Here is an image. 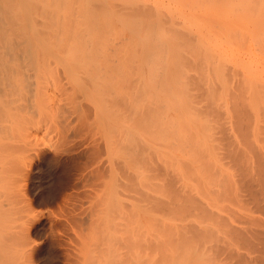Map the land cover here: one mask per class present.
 <instances>
[{
  "label": "bare ground",
  "instance_id": "obj_1",
  "mask_svg": "<svg viewBox=\"0 0 264 264\" xmlns=\"http://www.w3.org/2000/svg\"><path fill=\"white\" fill-rule=\"evenodd\" d=\"M4 1L5 0H0V178H2V181L5 180L6 183L3 181L2 184L0 180V206L2 205L0 209L2 215H0V222L2 223H0V225H2L0 226V230L3 229L2 233L4 232L2 235L0 231V242L2 240L6 242H1L3 245H0V252L2 251L1 249H3L1 246L4 247L6 245L5 247L7 248L8 246L14 253L4 247L8 252L3 250L1 254L2 256H6L4 259H7V262H4L5 260L2 259L3 257L0 254L2 259L0 260V264L2 262L3 264H9L12 258L13 260L15 258L19 259V256L22 255L24 258V254H30L29 251L32 250H27L28 244L23 248V244H25L24 239L22 240L23 243L21 242L20 244L18 240L19 236L16 237L15 235L17 229L13 227H17L20 230V227L23 225L19 224L20 222L17 223V219L20 218H10L8 216V212L10 211L11 213V210H8V206L11 209L14 208L16 204L18 209L19 204V208H22L21 202L23 200L25 201V199L22 200L20 198L21 196L19 195L22 194L19 193V191L22 192L23 189L21 191L19 188L20 184H17V188L15 182L21 179L20 177L22 175H18L20 172L29 171L25 169L26 166L24 161H22L23 163L21 162V156L18 157L20 154L16 156V153H19L17 150L21 147L23 149L27 148L24 144H28L27 146H29V149L31 147L33 150V148L39 146V143L43 142L37 141L39 142H36L38 146L36 143H34V145L32 143L36 141L35 139L39 135H36V138L32 136V133L35 134V132H33L35 130L33 129L39 123V121L37 123L36 119L38 120L40 117V124H42L44 120H47V118L43 119L40 110L44 108L41 112L44 111L49 105H42L41 101L44 103L48 101L51 92L56 91V86L59 85V82L66 84V82L68 83L69 81H76L74 85L71 82V85L69 83L66 84L67 87L70 85V89L76 86L73 92L83 89L81 93L85 94V92H88L86 89L90 88L89 90L93 89L92 91L94 92V94L92 91L89 92L90 94L92 93L91 98L93 97L94 99L95 96L100 95V97L97 96L98 98L95 97L94 100L90 99V104L84 101L87 105L89 104L92 106L94 104H92L93 101L98 102L97 100L103 97L105 100L101 98V101L105 104H109L110 107L115 103V107H112V109L121 113L127 112L126 114L124 113V116L122 115L123 119L121 118L125 123L120 119V121L126 125H123L125 126V130L123 131L122 129L123 132L121 133L117 131L118 134L124 135V140L121 142V146L123 145L121 150H119L118 147V152H123L124 159L117 165L120 169V178H117L119 179L117 186L122 188L120 190H122L123 195L126 196L128 200L124 198L125 201L121 202L122 204L120 203L122 206L121 214H123H120L122 216L119 218L120 221L118 222V219H114L117 223L111 222L113 225H110L111 229H109L110 227L108 229L106 228L111 231L105 230L106 233L109 232V234H107V236L105 235V239H101L104 241L103 246L101 243H99L101 245L96 243L99 250L94 248L96 244L93 245V247L90 246L89 249L94 248V250L92 249L89 256H87L88 253L85 254L86 251H83L86 250V247L90 244L89 243L84 249V243L89 242L87 241L89 235L88 237L86 236L87 238L85 239L82 238L83 242L84 240L86 242H82L84 250L81 248L80 252L76 249L78 246L75 248L76 245L70 242L75 245L73 251H77L79 254L74 252L76 254H74L75 256L70 255L72 249L67 248V252L70 253L68 254L66 252L67 261L71 259L70 261H72V263L76 261L77 264H264V59L262 58V63L250 59L251 61L249 60V63L243 64L244 58H247L248 53L254 54L253 52L255 50L253 51L252 45H255L257 48V45L264 44V36H258V32H264V0H168L167 3L165 0H63V3H66V7L69 9L67 8L68 12L65 11L66 9L60 10L61 12H59V16L56 18L57 21L60 20V26H58V24L55 25L56 21H48V19L52 15V8L54 7L52 5L62 2V0H45V3H43V0H35L39 3L42 2L40 6H38L39 3L37 4L35 2L37 5L36 7L33 3L34 0H13L12 2L6 3V8L9 7L11 10L5 8L4 4L6 1ZM12 3H14V5H12ZM76 3L80 6H77ZM33 5L37 10L34 9ZM41 6L44 7L42 11L39 10ZM100 6L104 9L110 7L109 9H111L110 11L112 12L111 15L114 13V16H110L109 19H111V17H116L115 14L123 12L116 17L119 21L116 18H114V20L116 19L115 21L121 24L122 27H120L124 28V32L127 30L126 34L121 32L123 35L118 33L117 36L112 38L109 34L112 32L113 27V30L116 29L118 24L114 20L111 21L108 19L106 21L107 17L104 14L101 18L104 19V23L100 21L98 28L93 26L95 29L92 27L87 28L85 32L86 26L90 25L93 20L92 14H94V11L100 10ZM13 10L14 12H12ZM15 10L18 16L14 15ZM119 10L121 12L117 13ZM86 16L90 17L86 18ZM106 22H115L117 25L115 23L107 24ZM28 24H30V27ZM23 27L28 30L25 29L22 31ZM99 28L104 30L106 37L104 34L103 38L101 37V33L98 32ZM92 31H97V34L99 33L98 36L100 37H95L97 41L95 38V41L92 40L93 36L88 34V32ZM19 32L35 33L19 34ZM58 32H64V35ZM66 32L70 34L68 35ZM84 33H87L89 37H87V34V36H85ZM80 34L82 38H77L78 40H75V36L81 37ZM108 36L111 37V40L108 39ZM116 37L118 40L115 39ZM126 39L128 40L123 42ZM240 42H246L249 47L243 48L244 44H239ZM233 45L242 46L241 48L239 46H237L238 48L236 46L233 48ZM261 47H264V45H261ZM122 48L125 50H122L121 53L119 52L120 55L119 53L116 55L117 58L121 60L124 54L123 59L121 61L117 59L116 61L114 52H118V50L120 51ZM251 49L253 52L250 51ZM118 55H122L121 58L118 57ZM112 62H118V65L120 63L124 65V72H121L122 70H118V68L115 71ZM98 64L99 66L101 65V69L102 67L104 68V70L102 69L103 71L100 70V72H98L100 69ZM95 65H97V67ZM121 68L124 69L123 66H121ZM47 71H50V74ZM117 71H119V74L116 73ZM261 71L263 75L259 74ZM45 73H48L50 78L47 75L45 76ZM120 73L121 76H119ZM32 76L35 77L31 78ZM43 76H45V78L48 77L47 80L51 79V82L53 81L52 79H54V82L56 84L58 83V85L52 83L53 86H51L54 88H50H52L53 91L51 89V92L47 90L50 92V94L47 93V95L44 93L46 89H49L47 87L50 82L49 84L48 82L45 83V78ZM73 76H77L81 79L75 77L78 79L77 81ZM106 76H108L109 79L106 78ZM115 76L119 77V80L121 79V82L118 81V83L120 82L122 84H117L119 85L118 87L123 85L127 92L122 91L124 89L120 88L121 93L120 89L115 86L116 84L111 86L112 88L115 87L111 89L113 92L108 89V86H105L107 83L109 86L114 83L113 80H116ZM29 78L32 80V86L30 84V87L28 84ZM105 78L109 80V82H111V78L112 82L109 83L107 81V83H104L106 80ZM23 79H26V82ZM40 79L43 80L44 83ZM100 79H103V82H97V80L99 81ZM22 80L24 82H22ZM21 82L23 84L26 83V86H28L30 90L25 89V85L21 87ZM39 83L48 86L44 88L43 85L40 86ZM115 83H117V81H115ZM102 84L108 87L105 91L110 90L109 92L111 94L115 93L118 95V92H120L121 94H119V96L122 97V102L116 98V100L113 99V96L112 99L114 102H112L113 100L108 98L109 95H107V93L105 94L104 86L102 90ZM90 85H94L95 87H89ZM61 86H58V88L62 89ZM23 87L24 89H22ZM33 87H35V89ZM96 87L98 89H96ZM15 88L20 91L23 90L22 92H24V94L19 90V94H17L16 92L18 91H16ZM116 88L119 90H116ZM28 91H33L31 95L33 94L34 100H39L38 103H35V101L33 104V99L31 100V95ZM68 92L70 93V91ZM15 93L18 95V98ZM27 93L30 96H27ZM13 94L16 98L13 97ZM52 94H54V92ZM19 95L23 98L21 99L20 97V100L17 101ZM40 95L45 96L42 97L43 99H46L48 96L47 100L43 101V99H39V97H41ZM86 95L87 94L84 96H89V99L90 95ZM27 97H30L31 103H29L30 101ZM51 97H53V95L50 96V98ZM58 97L56 98L58 99ZM123 98H125V100ZM49 100L51 101L47 103L53 102V104H50L51 108L49 107L52 110L46 108L45 113L50 110V113L53 115L55 112L56 115H54L57 117L59 114H57V111L59 112L62 107H60L61 105L59 102L56 103V101H54L55 98ZM91 100L93 101L91 102ZM20 101L22 103H20ZM24 101L29 103V105L26 103L24 104ZM15 102H19L18 104H20V106ZM61 103L63 104V102ZM85 103L84 105L88 107L89 111L95 106L91 108V106H87ZM30 104H33L32 107ZM75 104L77 105V103ZM95 104L98 106L97 103ZM41 105L44 107H41ZM55 105L60 108H56ZM81 105L79 104V106ZM85 106L81 108L84 109ZM30 107L31 109L36 108L37 110H30ZM52 107L55 108L56 111H54ZM33 110H36L34 111L36 113L33 114ZM115 110H113L114 113ZM17 112H20V115H17ZM21 112L24 113L23 116L25 112H28L27 115L31 112L30 115L32 114V118L26 115L27 118L24 117L28 120L30 118H35L34 120L36 123L34 120L30 122L24 118L26 122L28 121V123H31H26L27 125L24 124L25 120L22 121L23 116ZM87 112L88 111H85V113ZM50 113L44 116H48V119H51V117L54 118L55 116H51ZM116 114L119 113L116 112L114 116ZM17 116L22 117L20 119L19 117L17 118ZM115 117L118 118L117 116ZM16 120L19 121L16 122V124H20L17 125L20 126L19 128H17V126L14 127L16 124L13 126V122L15 123ZM116 120H119V118ZM21 124L26 125V127H24L25 132L23 131L25 135L24 138L22 135L23 140H20L21 142L18 144L21 145L23 142L24 144L21 146L17 144L18 146L16 149V146H14L16 140L14 142V139L22 133L19 132V129L21 130L22 128ZM40 124H38L37 127L41 126ZM28 125L33 127L29 128L31 126ZM27 127L28 130H26ZM9 128L13 129H11L13 133ZM14 129H16L18 134H16V137L13 135L16 133ZM29 129L33 130L31 131L32 133H29V135L31 134L30 136H32V142L29 141L31 139L27 133L30 131ZM36 130L38 131V129ZM11 135L15 138L13 139ZM42 135L45 136V134ZM91 135L90 133V136ZM115 136H117L116 132L113 138H115ZM117 137L114 143H116L117 140L119 141ZM105 138L106 137H104V139ZM24 139H27L28 143H26ZM47 139L49 140L48 137ZM98 139L99 138H97V140ZM94 140L97 142L96 139ZM12 141V147L15 148V151H13L14 149L12 148L14 153H10L11 150H8V153H10L8 154L5 150L10 148L9 145L12 144ZM29 142L32 144L29 145ZM106 146L108 145L106 144ZM111 147L110 149L113 150V147ZM102 148L100 150H102ZM37 149L39 150L41 148ZM25 151L26 150H24V153ZM115 151H117L116 148ZM21 152L24 155L23 151ZM27 152H30V150ZM33 152L35 153V150ZM36 152L38 153V151ZM44 152L45 149L43 150V153ZM9 155L12 156L10 157ZM35 155L38 156L40 153ZM8 156L12 160L14 159V162L16 159H20L19 161L21 163L18 161L12 163V160ZM25 158H27V155ZM6 159L9 166L12 163L15 167L18 163L17 165L19 166L16 165V169L18 168L17 175L19 177L16 175V172L13 173L10 170L13 169L12 164V168L7 166L8 163L5 162ZM110 162L111 161H109V163ZM21 164L22 166H20ZM27 165L31 166L30 163ZM22 167L25 168L23 169ZM103 167L105 168L104 165ZM113 167L110 169L111 171L114 169ZM5 168L8 169L9 171H7L9 173L11 172V174H6L7 171L5 172ZM22 169L23 171H21ZM106 170H104L105 173ZM115 170L117 171V169ZM1 174H3V176ZM13 174L16 175L17 181L14 180V177L11 183ZM26 174H24V176ZM108 174L110 175V173ZM5 175L10 177L7 178L8 176ZM28 175L30 176L31 173ZM24 180H26L25 177ZM7 182L15 184L16 187L15 185H13V187L16 189L14 188V190L12 185ZM62 183L58 185L63 187ZM111 184L113 185V183ZM3 187L6 188V192ZM8 187H10V189ZM95 187H97V185ZM49 188L48 190H50ZM12 189L15 191V194L18 195L11 196L14 198L18 196L19 200L16 199L17 197L14 199L10 195L8 196L10 191V193L13 192ZM53 189L51 190L53 191ZM24 192L26 195V191L22 193ZM5 193H7V195ZM1 194L4 195V198ZM56 194L57 193H55V195ZM60 195H62V193ZM9 197L12 198L13 201L15 200L16 203L14 202L13 204V201L11 200V202ZM118 205L119 204H117V207ZM3 206H7L5 207L6 211H4V213L2 211V209L5 210ZM106 207L108 208V206ZM124 208L125 212L122 210ZM22 211H24V209H22ZM105 211L104 214L106 213ZM108 211H110V209ZM72 213L74 212L72 211ZM157 213L160 214L158 215ZM3 214H5L6 217H4L5 215L3 216ZM100 214H103L102 210ZM104 214L102 216H104ZM111 214H105L106 218ZM163 214L165 216L167 215L169 218L167 216L166 218ZM146 215H148V220L145 219ZM112 216H114V213ZM8 217L10 218L9 220L7 219ZM19 217H21V215ZM117 217L118 216H116V218ZM2 218L7 223H4ZM12 219L17 221H10ZM96 220L98 223L100 222L99 219ZM74 221L77 222L76 220H72V222ZM104 221L103 224H105ZM10 222H12V224ZM13 222L16 225L14 224V226H11ZM3 223L6 224L7 227L4 228L5 225L3 226ZM100 225L102 226L100 230H103V225L101 223ZM8 228L9 231L11 229L13 232H9ZM24 228L26 229V227ZM24 228L20 230L23 233L25 230ZM96 230H90L89 232L90 234L91 231L96 233ZM100 230L98 232H100ZM5 231L6 235H4ZM28 232H25L27 236ZM23 233L21 236H23ZM99 234L102 235V233ZM2 236L4 239L1 240ZM95 238L96 237H93L91 239ZM78 240L76 239V241ZM8 241H17L20 245L16 244V242L14 244V242L11 243ZM9 243L13 246H10ZM71 244L70 246H73ZM21 245L25 250L20 248ZM16 247L20 251H18ZM29 248L31 247L29 246ZM79 248L80 247H78V249ZM21 249L24 253L21 252ZM17 251L19 253L21 252V255H19ZM9 252H11V255H9ZM15 253L17 254L14 255ZM82 254L85 257L87 256L88 259L85 258V260H82L84 259ZM23 258L19 260L23 261ZM31 259L33 258L31 257ZM13 260L11 263H13ZM19 260L16 262L14 260L15 264H19L21 262ZM30 261L31 260L27 262ZM72 263L69 262L68 264Z\"/></svg>",
  "mask_w": 264,
  "mask_h": 264
},
{
  "label": "rangeland",
  "instance_id": "obj_2",
  "mask_svg": "<svg viewBox=\"0 0 264 264\" xmlns=\"http://www.w3.org/2000/svg\"><path fill=\"white\" fill-rule=\"evenodd\" d=\"M6 1V2H5ZM4 2H5V4H4V6H5V8L7 7L6 6V3H9V2H12L13 0H5ZM38 1H40V0H38ZM42 1V0H41ZM44 2L43 3H45V0H43ZM47 1V0H46ZM83 1V0H82ZM166 1V3L168 2V0H165ZM35 2L38 4L39 2H37V1H33V3L35 4ZM40 4H42V2L41 3H39L38 4V6H40ZM77 4V3H76ZM75 4V5H76ZM81 4V3H80ZM169 4V3H168ZM10 5V4H9ZM12 5H14V3H12ZM20 5H22V4H20ZM52 5V4H51ZM107 5V4H106ZM106 5H104V6H106ZM17 6H19V5H17ZM37 5L35 4V7H36ZM52 6H54L53 8H52V15H51V17L48 19V21H56V23H55V25H57L58 24V26H60L61 25V22H60V20H56V18H57V16H59V12H61L60 10H64V9H66L65 11L66 12H68V10H67V8L68 7H66V3L64 4L63 3V0H62V2H60V3H58V4H56V5H52ZM77 6H80L79 4H77ZM103 6V7H104ZM12 7V6H11ZM14 7H16V6H14ZM33 7H34V5H33ZM35 7H34V9H35ZM63 7V8H62ZM102 6H100V10L98 9V11H94V14H92V18H93V20H92V22H91V24L90 25H88V26H86V28H85V32H86V30H87V28H93V26L95 27V28H98V26L100 25V21H104V19H101L102 17H103V14L107 17V19H106V21L110 18V16H114L113 14L111 15V9H109L110 7H107V8H102ZM7 10H11L9 7L8 8H6ZM15 9V8H14ZM44 9V7L43 6H41L40 8H39V10L40 11H42ZM48 9H49V5H48ZM69 9V8H68ZM17 10H18V8H17ZM35 10H37V9H35ZM97 10V9H96ZM34 11V10H33ZM113 11V10H112ZM10 12V11H9ZM12 12H14V10L12 11ZM16 10H15V13H14V15H16ZM63 12V11H62ZM96 12V13H95ZM114 12V11H113ZM116 12V11H115ZM121 11L119 10L117 13H120ZM121 13H123V12H121ZM121 13L120 14H115L116 15V17H118L119 15H121ZM10 14H11V12H10ZM13 14V13H12ZM16 16H18V14L16 15ZM125 16V15H124ZM11 17V16H10ZM14 17V16H13ZM12 17V18H13ZM90 17V16H89ZM89 17H87L86 16V18H89ZM116 17H111V19H109V20H114V18H116ZM119 18H121V17H119ZM122 18H123V15H122ZM125 18H126V16H125ZM15 19H17V18H15ZM117 19V18H116ZM115 19V20H116ZM114 20V21H115ZM118 20V19H117ZM123 20H124V18H123ZM127 20V19H126ZM119 21V20H118ZM116 23H117V21H115ZM115 22H108V23H115ZM74 23V22H73ZM72 23V24H73ZM104 23V22H103ZM107 23V22H106ZM107 23V24H108ZM115 23V24H116ZM123 23V22H122ZM70 24V23H69ZM115 24H114V26H115ZM118 24V26H116V29L115 30H113L114 29V27H113V29H112V32H110L109 30V32H110V36L113 38V37H115V36H117L118 35V33H121V32H124V28H121L122 26H121V24L120 23H117ZM116 24V25H117ZM19 25V24H18ZM30 24H28V26H29ZM21 26V25H20ZM20 26H19V28H20ZM121 26V27H120ZM123 26H125V25H123ZM128 26V25H127ZM127 26H126V29H127ZM30 27V26H29ZM70 27H71V24H70ZM69 27V28H70ZM95 28H93V29H95ZM26 28H22V31H24ZM30 29V28H29ZM93 29H90V30H93ZM110 29V30H111ZM26 30H28V29H26ZM90 30H88V31H90ZM97 30V29H96ZM99 31V33H101V37L103 38V34H104V36H105V32H104V30L103 29H98ZM122 30V31H121ZM21 31V30H20ZM101 31H103V32H101ZM126 32H127V30H125V32L123 33V34H126ZM35 32H19V34H34ZM50 33H54V32H50ZM57 33V32H56ZM59 33V32H58ZM64 33V32H63ZM62 32H60L59 34H63ZM68 35L70 34V33H68V32H66ZM99 33L97 34V31L95 32H88V34L89 35H92L93 36V39L92 40H94V38L95 37H100V36H98L99 35ZM108 33V32H107ZM129 33V32H128ZM48 34V33H47ZM67 34H65V35H67ZM78 34H79V32H78ZM81 34H82V32H81ZM80 34V35H81ZM85 34V33H84ZM87 34V33H86ZM85 34V36H87ZM122 34V33H121ZM121 34H120V36H121ZM122 34V35H123ZM64 35V34H63ZM89 35L87 36V37H89ZM264 36V32H258V36ZM84 36V35H83ZM110 36H108L107 38L108 39H110L111 40V37ZM119 36V37H120ZM106 37V36H105ZM104 37V39L106 40V38ZM77 38H82V35H81V37H79V36H75V40L77 39ZM91 38V37H90ZM130 38V37H129ZM128 38V39H129ZM116 40H118V38L116 37L115 38ZM128 39H126L125 41H123V42H126ZM78 40V39H77ZM91 40V39H90ZM95 40H96V38H95ZM94 40V41H95ZM99 40H101V39H99ZM97 41V40H96ZM244 44V45H247V46H244L243 45V48L245 47V48H248L249 47V45L248 44H246V42L244 43V42H240L239 44ZM249 43V42H248ZM44 44V43H43ZM259 44V43H258ZM261 45H264L263 43L262 44H260V45H257L258 47V49H263V51H262V49L261 50H258L257 48H256V46L255 45H252V47H253V51H252V49L250 50V51H252L254 54L252 55V53H248V55H247V58L245 57L244 58V61H243V64L244 63H249L248 61L250 60V59H253L255 62H257V61H260V63H262V58L264 59V47H261ZM234 46V45H233ZM236 47L237 46H239L240 48H241V46L242 45H235ZM235 46L233 47V48H235ZM227 47H229V46H227ZM238 48V47H237ZM256 48V49H255ZM122 50H125V49H121L120 51L118 50V52H114L115 53V55L117 54V53H121L122 52ZM245 50V49H244ZM246 51H248V50H246ZM120 53H119V55H120ZM123 53H124V51H123ZM118 55V57H120L121 58V56H119ZM250 55V56H249ZM123 56H124V54H123ZM123 56H122V59H123ZM252 56V57H251ZM117 55H116V61H117ZM121 59V60H122ZM260 59V60H259ZM102 60V59H101ZM120 59H118V61H121ZM257 60V61H256ZM115 61V62H116ZM251 61V60H250ZM115 62H112L114 65H113V67H114V69H115V71H116V69L118 68V70H122L121 72H124L123 70H125V66L124 65H121V63L118 65V62L117 63H115ZM259 63V64H260ZM123 64V63H122ZM245 64V65H246ZM96 67H97V65H95ZM98 66H99V64H98ZM101 66V65H100ZM99 66V67H100ZM112 66V65H111ZM121 66H123L124 67V69L123 68H121ZM96 69V68H95ZM102 69L104 70V68L102 67ZM101 69V67H100V69H99V71L98 72H100V70H102ZM264 69V68H263ZM262 69V70H263ZM93 70V69H92ZM102 70V71H103ZM93 71H95V70H93ZM114 71V70H113ZM48 72V71H47ZM50 72V71H49ZM48 72V73H49ZM96 72V71H95ZM119 71H117L116 73H118ZM48 73L46 74L45 73V76L47 75L48 76ZM79 73V72H78ZM50 74V73H49ZM76 74V73H75ZM74 74V75H75ZM81 74V73H80ZM82 74H84V73H82ZM119 74V73H118ZM259 74L260 75H263V73H262V71L261 72H259ZM43 75V74H42ZM42 75H41V77H42ZM45 76H43L44 78H45ZM82 76V75H81ZM103 76V75H102ZM101 76V77H102ZM117 76V75H116ZM115 76V81H117V83H115V81L113 80V82L114 83H112L110 86L109 85H107L108 83H107V81L109 82V80H107L106 78H108V76H106V82L104 81V83H107V84H105V86H108V87H105L103 84L101 85V88H102V90H103V86H104V92H105V94L107 93V95H109V97L108 98H111L112 99V96L114 97L113 99H118L119 101L121 100V102H122V97L121 96H119V94H121L122 92H121V89L123 88L124 89V86L123 85H121L120 87H118L120 84H122V83H120L121 82V79L119 80L118 78L119 77H116ZM119 76H121V73H120V75ZM33 77H35V76H32L31 78H33ZM49 77V76H48ZM47 77V78H48ZM71 77V76H70ZM74 77V76H73ZM75 77H77V76H75ZM74 77V78H75ZM83 77V76H82ZM105 77V76H104ZM26 78V77H25ZM28 78V77H27ZM31 78H29L30 80H28V84H29V87H30V84H31ZM38 78H40V77H38ZM47 78H45L44 80H45V83L46 82H48V84H49V82H50V84H49V86L48 85H46V84H42L43 85V87L45 88L46 86H48L47 88H49V89H46V92L44 93L45 95H47V93H49L50 94V92H51V90L53 91V89L52 88H54V87H52L53 85H52V83H55L54 82V79H52L53 81L51 82L50 80H47ZM50 78V77H49ZM52 78V77H51ZM78 78V77H77ZM111 78H113V77H111ZM110 78V81L112 82V79ZM35 79V78H34ZM43 79V78H42ZM73 79V78H72ZM78 79H81V78H78ZM78 79H76L75 78V80H77L78 81ZM97 79V78H96ZM99 79V78H98ZM109 79V78H108ZM114 79V78H113ZM24 80V79H23ZM22 80V82H26V79L23 81ZM41 80V79H40ZM47 80V81H46ZM69 80H70V78H69ZM21 81V80H20ZM19 81V82H20ZM41 81H43V80H41ZM57 82H59L58 80H56ZM64 81V80H63ZM100 81H102L103 82V79H100L99 81L97 80V82H100ZM118 81H120L119 83H118ZM21 82V83H22ZM34 82V81H33ZM70 82L71 81H69L68 83L70 84ZM76 82V81H75ZM75 82H71V83H73V85L75 84ZM111 82H109V83H111ZM17 83H18V80H17ZM43 83H44V81H43ZM64 83H65V81H64ZM67 82H66V84H68ZM101 83V82H100ZM27 84V85H28ZM56 84V83H55ZM61 84H62V86H61ZM66 84H63V82H59V85H58V83L56 84V85H58V86H61V88L62 89H60V88H58V86H56V91H53L54 92V94H52L53 92H51V94L53 95V97H51V98H55V100L54 101H56V103L57 102H59V104L61 105L60 107H62V108H60V107H57L56 105V108H60V111L58 112L57 111V114L59 113H61L60 115L58 114L57 115V117L55 116L56 114H55V112H54V118L53 117H51V119H48V116H44L45 114L46 115H48L47 113H50V110H52V109H50L51 108V106H50V104H53V102L51 103H47L48 101H51V100H49V99H51L50 98V96H52L51 94H50V96H49V98H48V96L46 97V99L44 100L42 97H45V96H42V95H40L41 97H39V99L41 98V100L43 99V101H46L47 100V98H48V101H46L45 103L44 102H42L41 101V103H42V105H45V106H48L49 105V107H46V108H49L50 110L49 111H47L46 113H45V110H46V108H45V110L44 111H42L41 112V110L42 109H44V108H41V110H40V113L43 115V119L45 118H47V120H44V122H43V119H42V124H40V117H39V119L37 120L36 119V121H37V123H38V121H39V123L38 124H40L41 126H39V127H41V128H39V127H37V125H36V127L33 129V130H35V131H33L32 129L29 131V132H27L28 133V135H29V133L31 132V131H33V132H35V134L34 133H32L33 135L32 136H34L35 138H36V135H38L37 136V138L35 139L36 141H34V142H32V136H28L31 140H29L30 142H32L33 143V145H34V143H36L37 141H39V142H41V141H43V142H41V143H39V142H37V143H39V146H38V144H37V148H41V149H37L36 147L35 148H33V150L31 149V147H30V149H29V146H27L26 144H24V142L23 143H21V145L22 144H24L27 148H25V149H23L22 147L21 148H19L21 145L20 144H18V143H20L21 141L20 140H23V138H24V135H25V128L24 127H26V125L27 124H31L30 122H32V120H34L35 118H33V119H31L32 117H31V115H30V113L32 112H30L28 115H27V113L28 112H25V115L27 116V117H31L29 120L28 119H26L24 116H23V114L24 113H22V116H17V118L19 117L20 119H21V117H22V121L23 120H28V121H30L29 123H28V121L26 122V120L24 121V122H22V123H24V124H26V125H24V124H21L22 125V128H21V130L19 129V132L21 133V137L17 134V132H16V129H14L15 131L14 132H16V133H14L13 135H15V137H16V134L20 137H16L17 139H19V140H17L15 137H13L12 135V137H13V139H14V142H15V140H16V142H15V144H14V146H16V149H17V146L18 145H20L18 148V150L17 151H19V153L17 154L16 152V156L17 155H19L18 157H20V159H21V162L22 161H24V163H25V166H26V168L25 167H22L23 169L25 168L26 170H29L28 172H20V170H19V172L21 173H17L18 172V168L16 169V167L17 166H19V165H15V167L13 166L14 164H12V163H16V161H18V162H20L18 159H16L15 160V162L12 160V167H13V169H10V168H8L7 166H9V163H8V161H7V159H6V161L5 162H7L8 164H7V168L8 169H10L13 173L14 172H16V175L18 174V175H22L20 178L21 179H19L18 180V182H15L16 183V185L18 184H20L19 185V188L21 189V191H22V189H23V191H26V195H25V192L24 193H22V192H20L19 191V193H21L22 195H19V196H21L20 198L23 200V199H25V201L23 200H21L22 202H21V207L22 208H19L20 207V205L18 204V209H17V206H16V204H15V206H14V208H9V206H8V210H11V213H13V214H11L10 213V211L8 212V214H7V212H6V214L10 217V218H20L21 220H22V222H21V220L20 219H17V220H15V219H12V220H10V221H13V220H15V221H17V223L18 222H20L19 224H23L22 225V227H20V230L22 229V228H24V227H26V229L24 230V233L22 232V231H20L17 227H13V228H15V229H17L15 232V235H16V237L17 236H19V239L18 238H16V239H18L19 241H20V244H21V242H22V240L24 239V242H25V244H23L24 246H23V248H25V246L28 244L31 248H29V246H27V250H30V249H32V250H30L29 251V253L30 254H24V258H23V255L22 256H19V255H21L20 253L21 252H23L24 253V251L23 250H25V249H23L22 248V245H21V247L20 248H22L21 250V252L19 253L18 251H20V250H18L17 249V247H16V249L18 250L17 251V253L19 254V255H17V256H19L20 258L19 259H22L23 258V261H21V260H19L18 258H15L14 260H15V262L16 261H21L20 263L22 264H68L69 262L70 263H72V261H70L71 259L70 258H68V259H70V260H68L67 261V251H68V249H72V252H73V254H72V252L71 251H69V252H71V254L70 253H68V254H70V255H74L75 253L76 254H79V253H77V251H73V248H74V246H75V248L78 246V247H80L79 249H78V247L76 248L77 250H79L78 252H80V250H81V248L83 249V246H84V249H85V247L88 245V247H86V250H82L83 252H85V254H87V256H89V253H90V251L93 249L94 250V248H97L98 250H99V248H98V245H101L102 244V246H103V242L104 241H102L101 239L102 238H104L105 239V237L107 236V234H109V232L111 231H109V230H107L109 227H110V225H112L111 224V222H116L117 223V221L119 222L120 220H119V218H120V216L121 215H123V214H121V202H124L125 201V199L126 200H128L127 199V197L126 196H124L123 195V192H122V190H120V189H122V188H119L118 186H117V184H118V180L119 179H117V178H120V169H119V167L117 166L118 165V163H120V162H122L123 161V159H124V155H123V152L121 151H119L118 152V147H119V150H121V148H122V146H121V142H122V140H124V138H123V136L121 135V134H118V132L119 133H121V132H123L124 130H125V124H123V123H125L122 119H123V116L127 113H125V112H123V113H121V112H118L117 110H115V109H112V107H115V103L114 104H112V107H110V105L109 104H105V103H103V101H101L102 99L101 98H103V97H101V98H99L98 100H97V98L98 97H100V95L97 97V96H95V97H97L96 98V100L98 101V102H94L93 100L95 99V97H94V99H93V97L91 98V94L89 93V92H91L92 90H89L88 88L86 89V91H88V92H85V94H87L86 96H88V95H90V98L88 99V97H85L84 95V93H81L82 92V90H77V92L79 91L80 92V94H79V92L77 93L76 91H74L73 92V90L76 88V86H75V88H71L72 89V92H71V89H70V85H68L69 87H67V85ZM93 84V83H92ZM95 84H96V80H95ZM94 84V85H95ZM99 84V83H98ZM113 84H116L115 86L116 87H118L119 89H120V92H118L119 94L118 95H116L115 93H110L109 91L111 90V89H114V88H112L111 86L113 85ZM117 84H119V85H117ZM16 86H18L17 84H15ZM20 85V84H19ZM22 85H25L26 86V83L25 84H21L20 86L22 87ZM39 85L40 86H42L40 83H39ZM52 85V86H51ZM66 85V86H65ZM94 85H92L93 87H95ZM31 86H32V84H31ZM34 86V85H33ZM91 85L89 86V87H92ZM96 86H98V85H96ZM26 87H28V86H26ZM25 87V89H28V90H30V88L28 87V88H26ZM50 87H52V88H50ZM71 87H74V86H71ZM92 87V88H93ZM20 88V87H19ZM34 89H35V87H33ZM68 88V89H67ZM107 88L108 89H110L109 91H105V90H107ZM118 88H116V90H119ZM16 89V88H15ZM22 89H24V87L22 88ZM51 89V90H50ZM78 89V88H77ZM85 89V88H84ZM95 89V88H94ZM96 89H98L97 87H96ZM96 89H95V91H96ZM100 89V88H99ZM19 90V89H18ZM17 89H16V91H18ZM47 90H49L50 92H48ZM70 91V93L68 92V91ZM115 90V91H116ZM126 90V88L124 89V90H122V91H124V92H127V91H125ZM16 91H14V92H16ZM20 91V90H19ZM19 91L18 92H16L17 94H19ZM23 91V90H22ZM22 91H20V92H22ZM33 91H35V90H33ZM33 91H31V92H33ZM97 91H99V90H97ZM101 91V90H100ZM112 91V90H111ZM26 92H27V90H26ZM29 92V91H28ZM31 92H29L30 93V95H31ZM76 92V93H75ZM93 92V91H92ZM102 92V91H101ZM104 92H102V93H104ZM113 92V91H112ZM154 92V91H153ZM15 93V95H16V97L18 98V95ZM89 93V94H88ZM101 93V94H102ZM21 94V93H20ZM22 94H24V92H22ZM35 94H36V92H35ZM48 94V95H49ZM56 94V95H55ZM93 94H94V92H93ZM97 94H99V93H97ZM128 94V93H127ZM150 94H151V92H150ZM153 94V93H152ZM27 96H30V95H28V93L26 94ZM59 97H58V96ZM96 95V94H95ZM104 95V94H103ZM126 95V94H125ZM25 96V95H24ZM127 96V95H126ZM13 97H15L14 96V94H13ZM15 97V98H16ZM20 95H19V99L17 100V101H19L20 100ZM31 97V100L33 99V94L30 96ZM30 97H27L28 98V100L30 101H28L29 103H31V100H30ZM35 97H36V95H35ZM56 97H58V99L56 98ZM123 97H124V95H123ZM23 97H21V99H22ZM25 98H26V96H25ZM24 98V99H25ZM80 98V99H79ZM74 99H76V100H74ZM90 99H93V100H91V102H92V106H96V104L95 103H97V105L98 106H94L93 108H92V106L91 105H89L90 103ZM112 99V100H113ZM115 99V100H116ZM124 100H125V98H123ZM15 100V99H14ZM26 100V99H25ZM53 100V99H52ZM57 100H59V101H57ZM75 101V102H73V101ZM103 100H105L104 98H103ZM110 100V99H109ZM16 101V100H15ZM16 101V102H17ZM21 101H23V100H21ZM20 101V103H22ZM36 101V102H35ZM71 101V102H70ZM83 101V102H82ZM87 102V103H89L88 105L89 106H91V110L89 111V109H88V107H86L85 105H84V103L85 102ZM107 101H108V99H107ZM111 101V100H110ZM15 102V103H16ZM33 104H34V102L35 103H38L39 102V100L37 101V99L36 100H34L33 99ZM61 102H63V104L61 103ZM73 102V103H72ZM112 102H114V100L112 101ZM19 103V102H18ZM18 103H16L17 105H19L20 106V104H18ZM26 102L24 101V104H25ZM29 103H26V104H28L29 105ZM40 103V104H41ZM70 103V104H69ZM75 103H77V105L75 104ZM87 103H85L86 105H87ZM110 103V102H109ZM33 104H30V106L32 107V105ZM58 104V105H59ZM66 104V105H65ZM74 104V105H73ZM79 104L81 105H83V106H85L86 107V110H85V107H84V109H82L83 108V106L81 105V106H79ZM111 104V103H110ZM41 105V107H44V106H42ZM87 105V106H88ZM114 105V106H113ZM34 106H36V105H34ZM33 106V107H34ZM53 106V105H52ZM64 106H65V109H64ZM73 106V107H72ZM117 106V105H116ZM31 107H30V110H32V109H36V108H32L31 109ZM40 107V106H39ZM79 107V108H78ZM82 107V108H81ZM53 108V107H52ZM97 109V111H96V109ZM40 109V108H39ZM54 109V111H56L55 110V108H53ZM57 109V110H58ZM65 111H64V110ZM79 109V110H78ZM82 109V110H81ZM29 110V111H30ZM37 110V109H36ZM36 110H33V114L34 113H36V112H34V111H36ZM62 110H63V112H62ZM81 110V111H80ZM88 111L87 113H85V111ZM94 110V111H93ZM113 110H115V113L117 112V113H119V114H116L115 116H117L118 118H119V120H116V119H118V118H116L115 116H114V111ZM83 111V112H82ZM95 111H96V113H95ZM52 112V111H51ZM92 112V113H91ZM39 113V114H40ZM45 113V114H44ZM83 113H85V114H83ZM125 113V114H124ZM20 115V112L18 113L17 112V115ZM39 114H37V115H39ZM51 114V116H53L52 115V113H50ZM63 114V115H62ZM62 115V116H61ZM87 117H86V116ZM123 115V116H122ZM36 116V115H35ZM40 116V115H39ZM95 116V117H94ZM16 117V116H15ZM37 117V116H36ZM25 118V119H24ZM49 118H50V116H49ZM57 118V119H56ZM79 118V119H78ZM122 118V119H121ZM19 119V120H20ZM54 119V120H53ZM120 119H121V121L123 122H121L120 121ZM21 121V120H20ZM35 121V120H34ZM36 121H35V123H36ZM47 121V122H46ZM53 121V122H52ZM16 122H19V121H15V123L13 122V126H14V124H16ZM45 122H46V124H45ZM47 124H48V126H47ZM91 124H92V126H91ZM17 125H20L19 123L18 124H16L14 127H16ZM24 125V126H23ZM34 125V124H33ZM123 125H125V126H123ZM12 126V127H13ZM28 126H31V125H28ZM44 126V127H43ZM13 127V128H14ZM20 126H17V128H19ZM33 126H31V127H29V128H32ZM47 127V128H46ZM10 130L12 129V128H9ZM23 129V130H22ZM36 129H38V131L36 130ZM45 129V130H44ZM122 129H123V131H122ZM13 130V129H12ZM11 130V131H12ZM26 130H28V127H27V129ZM41 130H43V131H41ZM90 130V131H89ZM92 130V131H91ZM24 131V132H23ZM118 131V132H117ZM40 132V133H39ZM92 132H94V133H92ZM95 132H97V133H95ZM115 132H116V134H117V136H115V138H113L114 137V135H115ZM9 133V132H8ZM12 133H13V131H12ZM24 133V134H23ZM37 133V134H36ZM90 133L92 134L91 136H90ZM10 134V133H9ZM42 134H45V136L44 135H42ZM122 134H124V133H122ZM22 135H23V138H22ZM41 135V136H40ZM95 137H94V136ZM96 135H97V137H96ZM100 135V136H99ZM108 135H109V137H110V139H109V137H108ZM99 136V137H98ZM121 136H122V138H121ZM45 137V138H44ZM47 137L49 138V140L47 139ZM92 137V138H91ZM104 137H106L105 139H104ZM116 137H117V139H119V141L117 140V142L116 143H114L115 142V140H116ZM11 138V137H10ZM22 138V139H21ZM26 138V137H25ZM42 140H41V139ZM89 138H90V140H89ZM97 138H99L98 140H97ZM121 138V139H120ZM12 139V138H11ZM28 139V138H27ZM25 140L24 139V141L26 142V143H28L27 141L28 140ZM33 139V140H34ZM39 139V140H38ZM94 139H96L97 140V142H95V140ZM102 139V140H101ZM104 139V140H103ZM108 139V140H107ZM44 140H46V141H44ZM92 140V141H91ZM100 140V141H99ZM107 140V141H106ZM113 140V141H112ZM11 141V140H10ZM19 141V142H18ZM88 141V142H87ZM105 141V142H104ZM108 141H109V143H108ZM29 142V145L30 144H32V143H30ZM47 142H50V143H47ZM52 142V143H51ZM94 142V143H93ZM101 144H100V143ZM103 142V143H102ZM46 143V144H45ZM89 143V144H88ZM97 143V144H96ZM108 145V146H106V144ZM120 143V144H119ZM18 144V145H17ZM41 144V145H40ZM52 144H54V145H52ZM100 144V145H99ZM110 144H111V146L113 147V150L112 149H110ZM115 144H118V145H115ZM11 145V146H10ZM9 145V147L10 148H8L7 150H5L7 153H8V150H11V152L10 153H12L13 151H15V148L14 147H12V145H13V141H12V144H10ZM24 145H23V147H24ZM104 145V146H103ZM50 146V147H49ZM57 148H56V147ZM107 147V149H106V147ZM47 147V148H46ZM96 147V148H95ZM98 147H100V148H98ZM103 147V148H102ZM111 147V148H112ZM12 148L14 149L13 151H12ZM43 148V149H42ZM54 148V149H53ZM102 148V150H100ZM115 148H116V150L117 151H115ZM22 149V150H21ZM45 149V152L43 153V150ZM23 151V153H24V150H26L25 151V153H24V155L22 154V152L21 151ZM30 150V152H27V151H29ZM35 150V153L33 152ZM41 150V151H40ZM55 150V151H54ZM36 151H38V153L36 152ZM40 151V152H39ZM4 153V152H3ZM10 153H8V154H10ZM14 153V152H13ZM32 153V154H31ZM33 153H34V156H33ZM40 153V155H38ZM43 153V154H42ZM48 153V154H47ZM51 153H52V155H51ZM116 153V154H115ZM119 153V154H118ZM7 154V155H8ZM35 154H37L38 156H36ZM44 154H46V155H44ZM56 154V155H55ZM2 155H4V154H2ZM26 155H27V158H25L26 157ZM30 155H32V156H30ZM41 156H43V157H41ZM46 156V157H45ZM14 157V156H13ZM31 157V158H30ZM33 157V158H32ZM37 157V158H36ZM16 158V157H15ZM22 158H24V159H26V160H24V159H22ZM9 159V160H10ZM28 159V160H27ZM32 159V160H31ZM39 159V160H38ZM46 159V160H45ZM48 159H49V161H48ZM52 159H54V160H52ZM101 159V160H100ZM32 161V163H31V161ZM58 160V161H57ZM27 161V162H26ZM30 161V162H29ZM43 161V162H42ZM51 162V163H48V162ZM105 161V162H104ZM109 161H111L110 163H109ZM20 162V163H21ZM104 164H103V163ZM113 162V163H112ZM116 162V163H115ZM19 163V164H20ZM23 163V162H22ZM30 163V165L31 166H29V165H27V164H29ZM46 163V164H45ZM103 164L104 166H105V168L103 167V165H101V164ZM106 163V164H105ZM109 163V164H108ZM113 165H112V164ZM115 163V164H114ZM11 164H10V166L9 167H11ZM53 164V165H52ZM56 164V165H55ZM109 165H110V167H109ZM5 166V165H4ZM20 166H22V164L20 165ZM23 166H24V164H23ZM114 166V167H113ZM11 167V168H12ZM114 168V169H112V171L110 170L111 168ZM28 168V169H27ZM37 168V169H36ZM104 168V169H103ZM6 169V168H5ZM8 169H6L5 170V172L8 170ZM16 169V170H15ZM20 169H21V167H20ZM23 169L21 170V171H23ZM41 169V170H40ZM102 169V170H101ZM107 169V170H106ZM115 169H117V171L115 170ZM119 169V170H118ZM13 170H15V171H13ZM26 170H24V171H26ZM33 170V171H32ZM104 170H106V173H105V171ZM110 170V171H109ZM9 171V170H8ZM6 172V174L7 173H9V172ZM56 171V172H55ZM113 171H115V172H113ZM119 171V172H118ZM110 173V175L108 174V173ZM112 172H113V174H112ZM27 173V174H26ZM31 173V177L28 175V174H30ZM102 173H104V174H102ZM115 173H116V175H115ZM3 174H5V173H3ZM3 174H1L2 176H3ZM9 174H11V172L9 173ZM24 174H26L25 176H24ZM107 174V175H106ZM15 174H13V176L11 177V183H12V181H13V178L16 176ZM17 175V176H18ZM117 176V177H115V176ZM1 176V177H2ZM5 176H8V175H5ZM25 177V179L26 180H24V177ZM27 176V177H26ZM10 176H8L7 178H9ZM19 177V176H18ZM23 177V178H22ZM28 177H30V178H28ZM6 178V179H7ZM2 178H0V180H1ZM5 179V178H4ZM17 178L15 177L14 178V180H16ZM60 179V180H59ZM40 180V181H39ZM53 180H54V182H53ZM103 180V181H102ZM2 181V180H1ZM0 181V182H1ZM4 181V183H6V181L5 180H3ZM3 181H2V184H3ZM9 181V180H8ZM17 181V180H16ZM24 181V182H23ZM10 182V181H9ZM9 182H7L8 184H10V185H12V187H13V185H15V184H11V183H9ZM63 182V183H62ZM159 182H161V181H159ZM14 183V182H13ZM40 183V184H39ZM63 184V187H60L58 184ZM111 183H113V185L111 184ZM115 183V184H114ZM161 183H163V182H161ZM42 184V185H41ZM51 184V185H50ZM53 184V185H52ZM57 184V185H56ZM1 185V184H0ZM5 185V184H4ZM16 185H15V187H16ZM18 185H17V188H18ZM45 185H46V187H45ZM97 185V187H95ZM111 185H112V187H111ZM25 186V187H24ZM52 186H53V188L56 190H54L53 188H52ZM66 186V187H65ZM110 186V187H109ZM114 186V187H113ZM158 186H160V185H158ZM6 187V186H5ZM11 187V186H10ZM10 187H8L9 189H10ZM15 187H13V189L15 188ZM22 187V188H21ZM50 187V188H49ZM7 188V187H6ZM6 188H4L3 187V189H5V192H6ZM48 188L50 189V190H48ZM111 188H112V190H111ZM1 189V188H0ZM8 189V190H9ZM12 189V190H13ZM16 189V188H15ZM14 189V190H15ZM43 189V190H42ZM51 189H53V191L51 190ZM65 189V190H64ZM110 189V190H109ZM161 189V188H160ZM13 190V194L12 193H8V196L10 195H12V196H14V195H18V194H15V191ZM17 190H19V189H17ZM1 191V190H0ZM121 191V192H120ZM8 192V191H7ZM17 192V191H16ZM54 192V193H53ZM60 192V193H59ZM113 192V193H112ZM1 193V192H0ZM52 193V194H51ZM55 193H59L58 194V196H57V194L55 195ZM62 193V195H60ZM6 195H7V193H5ZM49 194V195H48ZM2 195V194H1ZM23 195H24V197H23ZM115 195V196H114ZM117 195V196H116ZM3 196V198H4V195H2ZM8 196H7V198H8ZM11 196V197H12ZM17 197V198H16ZM15 198L16 199H18V196H16ZM64 197V198H63ZM7 198H6V200H7ZM12 198H14V197H12ZM12 198H10L9 197V200L11 201L12 200ZM14 198V199H15ZM28 198V199H27ZM62 198V199H61ZM113 198V199H112ZM114 198H115V200H114ZM125 198V199H124ZM1 199H2V197H1ZM42 199V200H41ZM121 199H124V200H121ZM19 200V199H18ZM46 200V201H45ZM60 200V201H59ZM113 200H114V202H113ZM10 201H8V202H10ZM13 201V200H12ZM11 201V202H12ZM28 201V202H27ZM31 201V202H30ZM62 201V202H61ZM63 201H64V203H63ZM109 201V202H108ZM118 201H119V203H118ZM1 202V201H0ZM4 202H5V199H4ZM10 202V203H11ZM14 202H15V200L13 201V204H14ZM25 202V203H24ZM30 202V203H29ZM48 202V203H47ZM111 202V203H110ZM6 203V202H5ZM16 203V202H15ZM66 203V204H65ZM107 203H109V204H107ZM114 205H113V204ZM121 203V204H120ZM3 204V203H2ZM12 204V205H13ZM27 204V205H26ZM30 204V205H29ZM105 204V205H104ZM107 204V205H106ZM117 204H119L118 205V207H117ZM6 205V204H5ZM8 205V204H7ZM10 205V204H9ZM11 205V206H12ZM23 205H26V206H23ZM29 205V206H28ZM32 205V206H31ZM2 206V205H1ZM1 206H0V209H1ZM105 206V207H104ZM106 206H108V208L106 207ZM4 207V206H3ZM2 207V208H3ZM5 207H7V206H5ZM4 207V209L5 210H3L2 209V211H3V213H4V211H6V208ZM24 207H26V208H24ZM29 207V208H28ZM82 207V208H81ZM97 207H99V208H97ZM102 207H104V208H102ZM125 207V206H124ZM92 208V209H91ZM94 208V209H93ZM96 208V209H95ZM109 210L110 209V211H108L107 209ZM112 208V209H111ZM118 208V209H117ZM22 209H24V211H22ZM74 209V210H73ZM79 209V210H78ZM115 211H114V210ZM18 210H19V212H18ZM75 210H77V211H75ZM97 210V211H96ZM101 210H102V213L104 214V211L106 212L105 214H111L112 212L114 213V216H112L113 215V213L111 214V215H109V217H110V219H109V217H107L106 218V216H105V214H104V216H102L103 214H100V212H101ZM123 210V212H125V208L124 209H122ZM72 211L74 212V213H72ZM100 211V212H99ZM108 211V212H107ZM119 213H118V212ZM128 211V210H127ZM169 211V210H168ZM23 212H24V216H23ZM31 212V213H30ZM92 212H93V214H92ZM94 212H95V214L97 215V212H98V215L96 216L95 214H94ZM111 212V213H110ZM17 213H19V214H17ZM28 213V214H27ZM76 213V214H75ZM81 215H80V214ZM118 213V214H117ZM14 214H16V215H18V216H16V215H14ZM34 216H33V215ZM74 214H75V216H74ZM90 214H92V215H90ZM116 214V215H115ZM121 214V215H120ZM125 214V213H124ZM158 215L160 214V213H157ZM157 214H156V216H157ZM0 215H1V210H0ZM5 214H3V216H4ZM11 215H13V216H11ZM21 215V217H19ZM26 215H27V217H26ZM71 215V216H70ZM90 215V216H89ZM95 216V218L96 219H99L100 220V222L98 223L97 222V220L94 218V216ZM2 216V215H1ZM0 216V217H1ZM108 216V215H107ZM116 216H118L117 218H116ZM163 216H165L164 214H163ZM167 216V215H166ZM165 216V217H166ZM4 217H6V215L4 216ZM7 218L8 220L10 219V218ZM25 217V218H24ZM31 217V218H30ZM34 217V218H33ZM99 217V218H98ZM101 217H102V219H103V221L105 222V224H103V221H102V219H101ZM112 217V218H111ZM115 217V218H114ZM122 217V216H121ZM168 217V216H167ZM166 217V218H167ZM72 218V219H71ZM106 218V219H105ZM164 218V217H163ZM165 218V219H166ZM169 218V217H168ZM171 218V217H170ZM93 219V220H92ZM94 219H95V221H94ZM114 219H118L117 221L116 220H114ZM145 219L146 220H148L149 218H148V215H146L145 216ZM2 220L4 221V223H7V222H5V220L2 218ZM20 220V221H19ZM72 220H76L77 222H72ZM91 220V221H90ZM98 220V221H99ZM106 220H107V222H106ZM112 220H114V221H112ZM25 221V222H24ZM102 221V222H101ZM68 222V223H67ZM110 222V223H109ZM1 223V222H0ZM3 223V226H4V228L5 227H7L6 226V224H4ZM11 224H12V222H10ZM72 223H74V224H72ZM80 223V224H79ZM93 223V224H92ZM98 223V224H97ZM100 223L103 225V230H100V229H102V226L100 225ZM2 224V223H1ZM14 222H13V225H11V226H14ZM18 224V225H19ZM106 224H107V226H106ZM8 225H10V224H8ZM16 225V224H15ZM17 225V226H18ZM27 225V226H26ZM29 225V226H28ZM71 225H74V226H71ZM78 225H79V227H78ZM90 225V226H89ZM94 225V226H93ZM97 225V226H96ZM0 226H2V225H0ZM68 226V227H67ZM76 226V227H75ZM92 226V227H91ZM113 226V225H112ZM9 227V226H8ZM72 227H73V229H72ZM1 228H3V227H1ZM30 228V229H29ZM79 230H78V229ZM80 228H82V229H80ZM89 228V229H88ZM93 228V229H92ZM107 228V229H106ZM28 229V230H27ZM65 229H66V231H65ZM68 229V230H67ZM97 229V230H96ZM109 229H111V227L109 228ZM6 230V229H5ZM36 232H35V231ZM76 230V231H75ZM78 230V231H77ZM82 230V231H81ZM90 230H92V231H94V230H96V233L95 232H92L91 231V234H90ZM100 230V232H98ZM105 230H107V231H109L108 233H106V231ZM1 231V234L3 235V233H2V231H3V229H1L0 230ZM8 231H9V228H8ZM10 231H12L11 229H10ZM9 231V232H10ZM20 232V234H19V232ZM29 231V232H28ZM34 231V232H33ZM74 231V232H73ZM88 231V232H87ZM102 231V232H101ZM104 231H105V233H104ZM8 232V233H9ZM13 232V231H12ZM17 232H18V234H17ZM28 232V236H29V234H30V236L28 237L27 235H26V233ZM45 232V233H44ZM68 232V233H67ZM69 232H71V233H69ZM76 232V233H75ZM22 233H23V236H21L22 235ZM47 233H49V234H47ZM92 233H93V235H92ZM99 233H102V235L101 234H99ZM25 234V235H24ZM47 234V235H46ZM70 234H71V236H70ZM77 234V235H76ZM4 235H6V231H5V234ZM69 235V236H68ZM75 235V236H74ZM88 235H89V238H87L88 237ZM106 235V236H105ZM81 236V237H80ZM85 236V237H84ZM87 236V237H86ZM96 237L95 239H91V238H93V237ZM100 236V237H99ZM0 237H1V235H0ZM69 237V238H68ZM71 237V238H70ZM74 238V239H73ZM79 238H81V239H79ZM82 238H87V241H89V242H86L85 240H84V242H86V243H84L83 242V239ZM99 238V239H98ZM2 239H4V237L2 236V238H1V240ZM27 239H28V241H27ZM76 239L79 241H76ZM96 239H98V240H96ZM7 240H9V239H7ZM12 240V239H11ZM13 240H15V239H13ZM17 240V241H18ZM26 240V241H25ZM73 242H72V241ZM4 241V242H3ZM17 241H8V242H11V243H13L14 242V244H15V242H16V244H18V245H20ZM77 243H76V242ZM2 243H5L6 241L5 240H2L1 241ZM1 242H0V245H3V244H1ZM28 242V243H27ZM66 242V243H65ZM74 243V244H71V243ZM82 242L84 243V245L82 244ZM11 243H9V245L11 246L12 244ZM23 243V242H22ZM33 244V246H32V244ZM36 243V244H35ZM80 243H81V245H80ZM92 243H94V244H92ZM98 245H97V244ZM99 243H101V244H99ZM31 244V245H30ZM45 244V245H44ZM70 244L71 245H73V246H70ZM97 246H96V245ZM5 245V244H4ZM49 245V246H48ZM93 245H95L94 246V248H91V249H89L90 248V246L91 247H93ZM6 246V245H5ZM4 246V247H5ZM13 246V245H12ZM65 246V247H64ZM101 246V247H102ZM3 249H1L2 251L3 250H5L4 249V247L3 246H1ZM33 247V248H32ZM70 247V248H69ZM6 248V247H5ZM7 248H8V246H7ZM6 248V249H7ZM14 248H15V246H14ZM64 248V249H63ZM68 248V249H67ZM9 249V248H8ZM89 251H88V250ZM10 250V249H9ZM12 250H14V249H12ZM26 250V251H27ZM75 250V249H74ZM96 250V249H95ZM0 252V254L1 253H3V252ZM11 251V250H10ZM16 251V250H15ZM37 251V252H36ZM49 251V252H48ZM5 252H8L7 250H5ZM4 252V253H5ZM12 253H14L13 251H11ZM11 252H9L10 254L9 255H11ZM67 252V253H66ZM75 252V253H74ZM93 252H95V251H93ZM17 253H15L14 255H16ZM26 253V252H25ZM27 253H28V251H27ZM65 253V254H64ZM82 253V252H81ZM34 254V255H33ZM47 254V255H46ZM50 256H49V255ZM55 254V255H54ZM75 254V255H76ZM6 255H8V254H6ZM14 255L12 254V256L14 257ZM38 256V258H37V256ZM41 255V256H40ZM74 255V256H75ZM1 256H2V254H1ZM26 256H28V257H26ZM82 256L84 257V259H82V260H85V258H87L88 259V257L86 256H84L83 254H82ZM3 258V260H5L4 262H7V259H4V258H6V256H2ZM16 257V256H15ZM31 257L33 258V259H31ZM49 257V258H48ZM66 257V258H65ZM70 257V256H69ZM7 258H8V256H7ZM73 258V257H72ZM75 258V257H74ZM77 258V257H76ZM1 259V257H0V260H2ZM9 259V258H8ZM16 259H18V260H16ZM25 259H26V261H25ZM10 260V259H9ZM12 260H13V258H12ZM12 260H10V263L12 262ZM14 260H13V263H11V264H15V262H14ZM29 260H31L30 262H27V261H29ZM73 260V259H72ZM43 261V262H42ZM2 262V261H1ZM25 262V263H24ZM32 262V263H31ZM46 262V263H45ZM66 262H68V263H66ZM9 263V262H8ZM9 263V264H10ZM19 263V264H20ZM75 263L77 264V262L75 261ZM75 263H72V264H75ZM1 264H3V262L1 263ZM7 264V263H6Z\"/></svg>",
  "mask_w": 264,
  "mask_h": 264
}]
</instances>
